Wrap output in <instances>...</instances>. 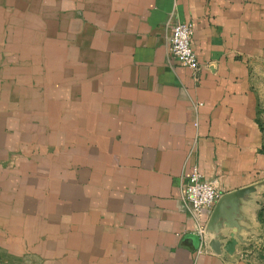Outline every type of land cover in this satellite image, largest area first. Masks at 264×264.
Instances as JSON below:
<instances>
[{
    "label": "crops",
    "instance_id": "crops-1",
    "mask_svg": "<svg viewBox=\"0 0 264 264\" xmlns=\"http://www.w3.org/2000/svg\"><path fill=\"white\" fill-rule=\"evenodd\" d=\"M176 21L196 75L169 55ZM261 63L264 0H0V264H255ZM194 168L255 190L197 219Z\"/></svg>",
    "mask_w": 264,
    "mask_h": 264
},
{
    "label": "built area",
    "instance_id": "built-area-1",
    "mask_svg": "<svg viewBox=\"0 0 264 264\" xmlns=\"http://www.w3.org/2000/svg\"><path fill=\"white\" fill-rule=\"evenodd\" d=\"M194 26L192 23L176 21L172 24L168 52L181 66L189 68L194 75L200 70V64L192 48ZM221 197L216 184L204 178L197 168L189 175L185 187V200L192 213L199 219L203 211L212 210ZM205 227L199 226V234L205 235Z\"/></svg>",
    "mask_w": 264,
    "mask_h": 264
},
{
    "label": "rangeland",
    "instance_id": "rangeland-1",
    "mask_svg": "<svg viewBox=\"0 0 264 264\" xmlns=\"http://www.w3.org/2000/svg\"><path fill=\"white\" fill-rule=\"evenodd\" d=\"M252 83L259 98L258 121L264 131V63L254 66ZM260 213L258 229L245 248V254L255 264H264V195L260 199Z\"/></svg>",
    "mask_w": 264,
    "mask_h": 264
},
{
    "label": "water",
    "instance_id": "water-1",
    "mask_svg": "<svg viewBox=\"0 0 264 264\" xmlns=\"http://www.w3.org/2000/svg\"><path fill=\"white\" fill-rule=\"evenodd\" d=\"M254 190L255 189L253 187H249V188L238 190L235 193H229V194L221 197L218 200L217 207L212 214L211 222H214L219 218H226V217H223V215H221L223 205H225L226 203H229V201H232L233 199L241 198L244 195L253 192ZM225 240H226V237H223L220 235L217 240L211 241L210 247L212 248V250L214 252L220 253L221 252V246H222L221 242H223ZM236 245H237V240L234 237V233H231L229 236V239L226 240V242L223 246V249L227 253L233 254L235 251Z\"/></svg>",
    "mask_w": 264,
    "mask_h": 264
},
{
    "label": "trees",
    "instance_id": "trees-1",
    "mask_svg": "<svg viewBox=\"0 0 264 264\" xmlns=\"http://www.w3.org/2000/svg\"><path fill=\"white\" fill-rule=\"evenodd\" d=\"M260 218H261V213L259 214Z\"/></svg>",
    "mask_w": 264,
    "mask_h": 264
}]
</instances>
